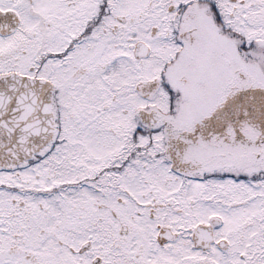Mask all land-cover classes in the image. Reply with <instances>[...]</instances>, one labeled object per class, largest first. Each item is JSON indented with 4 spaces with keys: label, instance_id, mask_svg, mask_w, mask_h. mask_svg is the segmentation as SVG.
<instances>
[{
    "label": "snow or ice",
    "instance_id": "obj_1",
    "mask_svg": "<svg viewBox=\"0 0 264 264\" xmlns=\"http://www.w3.org/2000/svg\"><path fill=\"white\" fill-rule=\"evenodd\" d=\"M0 264H264V0H0Z\"/></svg>",
    "mask_w": 264,
    "mask_h": 264
}]
</instances>
